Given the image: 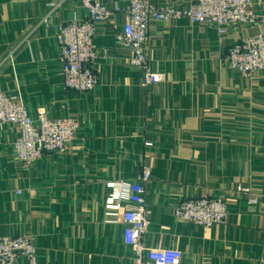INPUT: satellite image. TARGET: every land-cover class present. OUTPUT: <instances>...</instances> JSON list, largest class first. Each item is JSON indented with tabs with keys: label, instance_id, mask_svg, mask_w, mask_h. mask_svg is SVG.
<instances>
[{
	"label": "crops",
	"instance_id": "obj_1",
	"mask_svg": "<svg viewBox=\"0 0 264 264\" xmlns=\"http://www.w3.org/2000/svg\"><path fill=\"white\" fill-rule=\"evenodd\" d=\"M130 2L102 0L114 14L94 39L99 85L78 94L64 87L55 35L87 17L82 2L0 0V92L33 118L44 108L53 120L79 125L66 154L31 167L15 158L18 128H0V238L34 237L38 264H135L124 226L106 222V184L134 181L147 167V248L181 250V264H264V72L246 77L221 60L229 45L257 30L240 25L219 36L188 19L153 21L149 59L165 80L145 87L117 39ZM256 2L264 12V0ZM226 192L225 226L205 229L175 217L185 199Z\"/></svg>",
	"mask_w": 264,
	"mask_h": 264
},
{
	"label": "built area",
	"instance_id": "obj_2",
	"mask_svg": "<svg viewBox=\"0 0 264 264\" xmlns=\"http://www.w3.org/2000/svg\"><path fill=\"white\" fill-rule=\"evenodd\" d=\"M80 1L87 17L60 25L55 37L61 49L64 87L71 92L87 94L99 85L93 67L99 56L94 39L100 26L109 21L114 11L105 6L102 0ZM126 13L128 21L117 39L129 50L130 65L142 72L145 87L165 80L164 74L152 69L149 59L148 44L153 21L163 23L188 19L193 24L215 28L219 36L227 35L240 25L249 26L257 33L229 45L223 51L221 60L226 67L246 77L258 71L264 72V12L256 0H192L188 8L174 4L158 6L149 0H131ZM48 21L49 18L45 17L43 24L48 25ZM6 126L18 128L14 155L25 167L33 166L46 155L66 154L75 142L79 129L74 119L49 118L44 108L37 110V117L33 118L15 98L0 92V128ZM151 178V170L144 167L134 181L108 182L106 222L124 226V244L133 250L135 264H181L184 257L181 250H154L145 246L151 216L145 201V184ZM236 192L252 194L250 188L245 187H239ZM229 193L185 199L176 207L175 217L205 229L225 226L229 217ZM250 202L256 204L257 199L253 198ZM24 259L28 264H38L34 237L0 238V264H20Z\"/></svg>",
	"mask_w": 264,
	"mask_h": 264
}]
</instances>
